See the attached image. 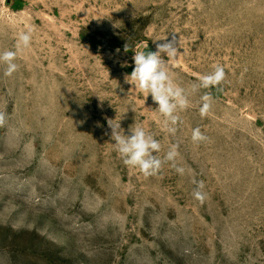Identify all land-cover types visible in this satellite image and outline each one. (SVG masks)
Returning a JSON list of instances; mask_svg holds the SVG:
<instances>
[{"label": "rangeland", "instance_id": "obj_1", "mask_svg": "<svg viewBox=\"0 0 264 264\" xmlns=\"http://www.w3.org/2000/svg\"><path fill=\"white\" fill-rule=\"evenodd\" d=\"M173 35L189 99L174 134L125 80L136 50ZM5 51L18 68L0 62V264H264V0H0ZM214 65L224 80L193 91ZM109 120L142 127L161 160L177 145L183 175L126 166Z\"/></svg>", "mask_w": 264, "mask_h": 264}, {"label": "clouds", "instance_id": "obj_2", "mask_svg": "<svg viewBox=\"0 0 264 264\" xmlns=\"http://www.w3.org/2000/svg\"><path fill=\"white\" fill-rule=\"evenodd\" d=\"M32 35V28L19 33L16 44L17 51L30 46ZM156 41H164L156 44V51L146 52L141 47L134 52L132 58L134 67L131 73L126 75L125 80L138 92L144 94L145 99L151 95L153 102L158 105L156 110L165 118L164 129L174 134L176 132L175 125L179 121L177 112L189 107V99L185 89L174 82L168 70L169 62L176 60L179 55L176 36L173 35L170 40L165 36ZM17 51H5L0 54V62L6 64L5 76L10 77L17 71L18 65L14 63L17 58ZM125 51H128L127 46H125ZM213 69L211 73L199 77V85H193V91L198 87L207 89L217 86L224 80V68L220 65H214ZM201 100L203 104L200 107V115L204 117L210 110L212 97L206 93L201 97ZM5 122L6 113L0 111V126ZM108 125L111 129V139L115 143L116 151L126 166L136 168L143 176L149 177L158 173L162 163L173 162L176 172L183 175L184 168L176 167L174 163L179 155L177 145H172L161 160L156 155L160 152V143L151 134L146 133L142 127H130L129 134L125 135L119 122L113 123V120H109ZM207 139L200 128L192 130L193 142L199 143ZM194 183H197L194 197L202 203L205 197L200 189L204 187V184L202 181H194Z\"/></svg>", "mask_w": 264, "mask_h": 264}]
</instances>
